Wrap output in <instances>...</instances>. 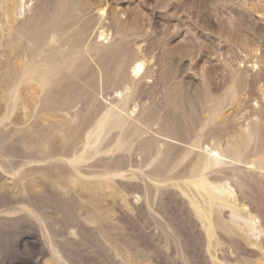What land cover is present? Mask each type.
Instances as JSON below:
<instances>
[{
  "label": "bare ground",
  "instance_id": "6f19581e",
  "mask_svg": "<svg viewBox=\"0 0 264 264\" xmlns=\"http://www.w3.org/2000/svg\"><path fill=\"white\" fill-rule=\"evenodd\" d=\"M258 5L252 3L251 8L260 11ZM94 9L96 14H90L91 0H0V99L4 101L0 126L10 125L9 129L0 128V141L13 139L37 155L33 161L24 159L14 166L11 158L1 154L4 144L0 143V173L11 180L0 182V191L10 194L17 187L31 200L33 196L43 197V186L48 185L58 196L66 195L65 200L84 210L74 208L66 213L73 225L98 226L95 233L102 237L104 248L125 261L111 246V233L120 234L119 228L110 226V218L92 196L108 185L107 180L118 176L139 183L136 200H142L152 211L157 196L174 187L205 232L212 264H225L217 254L219 232L239 248L241 244L247 249L255 246L263 261L264 70L253 78L247 74L257 62L264 66L263 58L250 61L249 70L239 66L226 69L222 76L227 78V85L218 95L210 93L207 85L194 98L186 88L184 94L190 98L178 93L180 87L169 68L161 69L151 89L144 90L141 82H149L156 70L141 53L142 36L116 11L111 22L104 23L107 14L103 1ZM110 31L114 37L108 39ZM156 85L158 89L153 88ZM254 88L259 89L260 101L256 99L251 107L246 103L257 93ZM159 93L161 105L155 99ZM78 103L82 108L73 112ZM186 108L190 121L184 118ZM228 110L236 119H230ZM59 114L56 121L54 117ZM14 115L17 121H12ZM47 128L51 129L48 135ZM82 130L80 148L65 154L78 142ZM55 134L63 137L59 146L54 144ZM113 151L122 153V160L129 162L126 170L111 167L108 159L100 161L107 163L100 171L83 169L86 161ZM137 156L140 160L133 164L132 158ZM58 162L64 171L51 174L44 166L54 164L58 168ZM30 163L38 166L28 167ZM37 175L43 178L42 185H37ZM28 204L36 211L33 216L41 224L40 234L51 252V262L71 264L44 213H37L32 202ZM77 228L70 234L80 236ZM69 244V239L63 240V245ZM241 261L252 264L245 257Z\"/></svg>",
  "mask_w": 264,
  "mask_h": 264
},
{
  "label": "rangeland",
  "instance_id": "374dc122",
  "mask_svg": "<svg viewBox=\"0 0 264 264\" xmlns=\"http://www.w3.org/2000/svg\"><path fill=\"white\" fill-rule=\"evenodd\" d=\"M91 1L93 2V10L90 14L95 15L96 9L94 8L100 0ZM101 1L106 4L107 15L104 23L109 24L112 14L117 13L122 21L128 26L136 28L142 36L139 40H143L139 43L141 53L150 61L149 65L154 64L152 67L156 70L149 82L145 80L141 82L144 90L151 89L152 82L157 80L164 68H169L175 74V78L173 77L175 83L178 84L180 90L183 89L180 91L177 88L178 93L182 92L184 94L186 88L185 92L191 98H194L207 85L210 93L218 95L222 93L227 85L225 83L228 81L227 78L222 76L226 73V69L239 66L241 69L245 67L249 70L252 68V63L258 61V58L262 57L264 60V7L262 6L264 0L262 2L261 0ZM252 3L259 4L258 7L261 5L260 11L251 8ZM112 31H110L111 34L109 33L108 39L111 36L114 37ZM257 64L254 66L255 68H252L253 70L250 69L247 73L251 75V78L256 74H261L264 70L263 63L257 62ZM165 65L167 66L165 67ZM206 76L209 79H204ZM180 85H183L182 89ZM153 88L158 89L159 85ZM254 92L257 93H254L251 101L246 103V105L251 104V107L254 106L256 99L260 101L259 89L254 88ZM187 93L184 95L190 98ZM160 96L161 93L155 95L159 105H161ZM1 99L0 118L4 112V109H2L4 101ZM99 99L101 103L105 102L104 98L99 97ZM82 106V103H78L73 112L80 110ZM262 111H264L263 108ZM231 112L232 110H228L226 114L230 116V119H236ZM189 117L190 113L186 108L184 118L190 121ZM15 118L16 121L18 120L17 115H14L12 121H15ZM59 118L60 114L54 117L56 121ZM168 119L172 120L173 117L168 115ZM43 121L45 124L46 121ZM239 121L241 123L243 119L240 118ZM233 123L239 124L235 121ZM4 126H0V128L9 129L10 125L6 124ZM157 127L158 125L153 128L156 129ZM47 130L46 135L51 132V129L47 128ZM55 135L54 144L59 146L63 137L61 134ZM82 135L83 130L77 135L78 142L64 151L65 154L80 148L79 142L82 140ZM181 135L179 137H182ZM12 140L10 142L0 141L4 144V146L0 144V146H3L2 152H0L6 158H11L14 166L24 159L32 161L35 159L37 156L35 153L25 151L20 143L13 140L14 143ZM175 142L180 145L183 144L179 141ZM122 156L119 151H113L109 154L101 153L98 156L96 155L95 158L93 157L94 159L86 161L83 164V169L100 171L104 169L107 164L106 159H108V163L110 162L108 165L111 167L118 165L121 169L126 170L129 162L125 159L122 160ZM102 159L106 161L100 162ZM132 159L133 164H136L140 160V156ZM36 165L30 163L28 167H37L38 165ZM44 166L51 174L65 169L62 162L56 164L58 168L54 164H45ZM37 176V185H42L43 178ZM2 181L11 182L10 178L0 173V182ZM107 184L99 194H94L92 199L96 200L95 202L108 215L112 223H110V226L119 228L120 234L111 233V246L120 251L125 261H120L118 257L114 256L112 250L108 249L107 251L104 248L102 237L95 233L98 232V226H85L76 223H74V226L66 213H71L70 210L74 208L78 212L84 210L75 206L73 201L65 200L63 197H67L66 195L61 196L59 194L58 196L56 190L45 185L43 186V197L33 196L31 200L24 198L17 187H13V193L10 194L3 190L0 191V264H53L48 245L42 233L40 234V228L42 231L41 224L33 216L36 211L29 207V201L33 203L37 213H44L43 215L46 216L50 227H53V230L51 229L53 233L59 235L57 238L61 241L60 247L63 248L61 249L64 257L66 255L65 258L71 264H184L185 261L187 264H212L206 252L205 232L177 189L174 187L164 189L157 196L153 209L150 211L146 205L144 206L142 200H136V196L139 195L140 191L139 183H129L117 176L113 181L107 180ZM76 192L79 195L82 194L80 189H76ZM28 209L31 211H28ZM8 213L9 215H7ZM224 214L226 216L227 211H224ZM155 217L159 220H156ZM164 226L165 228H163ZM72 228H75L74 231L77 228L80 236L71 235ZM219 234L222 246L219 244L217 247V254L222 262L225 261V264H241L242 258L245 257L251 259L252 264H264L263 257H261L255 246L251 245V249H247L242 244L240 248L234 244V247L222 233L219 232ZM262 237L264 238V235ZM62 239H69L72 245H63ZM184 257L185 259H181Z\"/></svg>",
  "mask_w": 264,
  "mask_h": 264
}]
</instances>
